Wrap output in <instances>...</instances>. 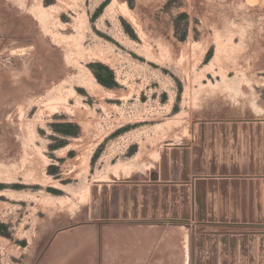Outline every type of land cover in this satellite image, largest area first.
Wrapping results in <instances>:
<instances>
[{"label":"rangeland","instance_id":"1","mask_svg":"<svg viewBox=\"0 0 264 264\" xmlns=\"http://www.w3.org/2000/svg\"><path fill=\"white\" fill-rule=\"evenodd\" d=\"M0 264H264V0H0Z\"/></svg>","mask_w":264,"mask_h":264}]
</instances>
